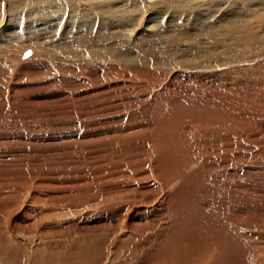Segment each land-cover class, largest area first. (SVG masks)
Listing matches in <instances>:
<instances>
[{"label":"rangeland","instance_id":"obj_1","mask_svg":"<svg viewBox=\"0 0 264 264\" xmlns=\"http://www.w3.org/2000/svg\"><path fill=\"white\" fill-rule=\"evenodd\" d=\"M32 1L0 0V264H160L173 149L228 220L165 264H264V0Z\"/></svg>","mask_w":264,"mask_h":264},{"label":"bare ground","instance_id":"obj_2","mask_svg":"<svg viewBox=\"0 0 264 264\" xmlns=\"http://www.w3.org/2000/svg\"><path fill=\"white\" fill-rule=\"evenodd\" d=\"M46 1H49V0H38V1L33 0L32 1L34 7H39L40 8L39 15H41V17H43V18H45V17L48 16L47 13L42 9V8L46 9V7L43 5V3H46ZM20 2L23 4V6H26L27 3L30 2V0H20ZM21 3H20V5H22ZM48 18H50V17H48ZM40 40H41V38H40ZM70 43H71V41H70ZM25 55H28V53H26ZM228 101H230V100H228ZM169 139H171V138H169ZM171 149H173V148H171ZM226 153H228V152L226 151ZM207 157H209V156H207ZM160 158H162V160H163L162 163H161L162 164V169H163V171H165L167 177H171V178H175L176 177V178H178V175H180V174L183 173V175H181L183 182L181 180L182 183L180 182L181 184L178 185L179 188L177 189V191L174 193L173 197L171 198L172 200L169 201V202H172L173 201L172 202V204H173V210H171V212L173 211L174 220L172 219L173 220V223H172V225L169 228L168 236H167V238H165L163 240V242L160 241L161 246L158 249H156V250L154 249L153 251L150 250L149 254L151 256L152 255L155 256L156 261H158L160 264H165V263H167L169 261H171V263H172V260L175 263H183L185 260H187V261L189 260V258H188L189 256L187 254H184V253L186 251H188V250H189V252L191 251L190 249H187L188 248L187 245H186L187 248L184 247L185 243H184V245L181 244V242H183V239H184V241L185 240H188V239H189V241L190 240L191 241H195L196 236H201V235L207 233L213 225L219 226V225L224 224V220H226L227 217H225L226 219H224L223 214L219 212L218 209H220V207H217L216 206L218 209H216V207H215V208H213V209L210 210V209H207L206 207H204V204L202 205V203H201V199H202V201H204L203 198L207 196L206 193H208V192L210 193L211 191L215 192L216 190L219 189V188L217 189V187H218L217 184L219 182L217 184L215 183L214 185L213 184L212 185H209V183H206L208 181L205 180V179H207V176L213 178L212 175L214 173L213 174H210L211 173L210 171H212L215 168H213V169L211 168L210 169L209 168V164H207V166H206V165H202V163H201V165L203 166L202 169H200L199 171H197V167H196L195 169H196L197 172H194L193 173V172L190 171L191 170L190 169L191 167H189V164L192 163L193 161L192 160L187 161V160H184L182 158H179V154L176 153L175 149H173V151L172 150H167V151L166 150H164V151L161 150V157ZM227 158H228V156H227ZM231 158L233 159V157H231ZM231 158H229V159H231ZM236 158H237V156H236ZM211 159H212V157H211ZM212 160H214V159H212ZM221 160H223V158H221ZM205 163H207V162H205ZM216 166H217V164H216ZM218 166H219V164H218ZM245 166H247V164ZM228 167H229V165H228ZM216 168H218L219 171L222 169V167H216ZM180 170L183 171V172L181 173ZM219 171H217V172L219 173ZM174 173H179V174H174ZM223 173H224V176H225L226 173L225 172H223ZM221 174H222V172H221ZM229 175H231V173ZM220 177H221V175H220ZM225 179H227L226 176H225ZM179 180H180V178H179ZM212 180H215V179H212ZM218 180H219V177H218ZM223 180H224V178H223ZM215 182H217V181H215ZM211 183L212 182H210V184ZM224 184H226V183L224 182ZM226 185H228V184H226ZM217 193H219V192H217ZM205 194H206V196H204ZM221 194H222V192H221ZM205 200H207V198H205ZM212 205H210V206L212 207ZM198 240L196 242H198ZM203 241H204V239H203ZM205 241H206L205 242L206 246H203L204 248H202V249H195V251H198V253H201V255L202 254L205 255L204 257L208 258V261L210 260L211 261V264H241L242 263V259L244 257H242L240 259V258L237 257V254H235V253H238L240 251L239 248H238L239 251L237 250L238 252L235 250L237 248V246H238V243H240V239L238 240L237 237H235V236H229L226 233H211V234H209L207 236V238L205 239ZM201 243H202V241H201ZM197 246H199V245H197ZM240 246L243 247L241 244H240ZM148 248L150 249L152 247L149 246ZM190 253H192V252H190ZM150 255H149V257H151ZM147 256H148V254H147ZM241 256L242 255H240V257ZM190 258H191V256H190ZM192 258H193V256H192ZM198 258H199V256H198ZM202 259H204V258H202ZM205 259H204V261H205ZM191 260H189L188 263L191 262ZM197 260H201V259H197ZM149 262H150V260H149Z\"/></svg>","mask_w":264,"mask_h":264},{"label":"water","instance_id":"obj_3","mask_svg":"<svg viewBox=\"0 0 264 264\" xmlns=\"http://www.w3.org/2000/svg\"><path fill=\"white\" fill-rule=\"evenodd\" d=\"M28 54L30 53V51L27 52Z\"/></svg>","mask_w":264,"mask_h":264}]
</instances>
